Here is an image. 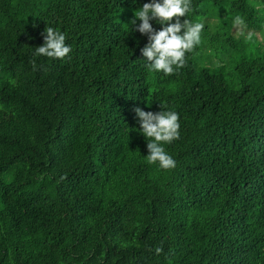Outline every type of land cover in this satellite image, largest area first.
I'll return each mask as SVG.
<instances>
[{
    "label": "trees",
    "instance_id": "1",
    "mask_svg": "<svg viewBox=\"0 0 264 264\" xmlns=\"http://www.w3.org/2000/svg\"><path fill=\"white\" fill-rule=\"evenodd\" d=\"M146 2L0 0V264H264V0H192L170 76L130 28ZM48 26L64 60L34 56ZM137 107L179 113L174 169Z\"/></svg>",
    "mask_w": 264,
    "mask_h": 264
},
{
    "label": "clouds",
    "instance_id": "2",
    "mask_svg": "<svg viewBox=\"0 0 264 264\" xmlns=\"http://www.w3.org/2000/svg\"><path fill=\"white\" fill-rule=\"evenodd\" d=\"M192 11V0H148L134 11L130 28L147 36L148 43L140 51L144 67L149 72H163L165 76L178 72L186 64V54L200 45L205 24L201 20L190 19ZM181 17H184L183 21ZM151 22L159 24L160 30H155ZM233 25L243 30L245 22L237 16ZM66 40L65 32L48 26L44 30L43 44L35 47L34 56L64 60L72 52ZM134 111L140 132L145 138H150L147 140V163L156 164L162 170L174 169L176 161L164 145L180 137L179 113L171 109L146 112L139 107Z\"/></svg>",
    "mask_w": 264,
    "mask_h": 264
},
{
    "label": "rangeland",
    "instance_id": "3",
    "mask_svg": "<svg viewBox=\"0 0 264 264\" xmlns=\"http://www.w3.org/2000/svg\"><path fill=\"white\" fill-rule=\"evenodd\" d=\"M213 64H214V65H217V62L214 60V61H213Z\"/></svg>",
    "mask_w": 264,
    "mask_h": 264
}]
</instances>
